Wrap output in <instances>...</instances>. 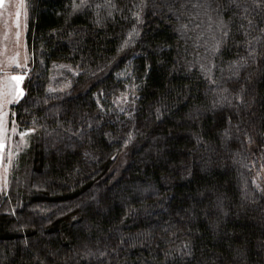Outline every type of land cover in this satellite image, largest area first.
Segmentation results:
<instances>
[{
  "label": "trees",
  "instance_id": "16d2710c",
  "mask_svg": "<svg viewBox=\"0 0 264 264\" xmlns=\"http://www.w3.org/2000/svg\"><path fill=\"white\" fill-rule=\"evenodd\" d=\"M116 3L124 13L97 25L72 0H26L32 66L12 117L37 130L0 197V264H264V59L229 85L246 89L238 120L227 104L211 109L184 40L151 11L118 52L135 20L122 18L131 0ZM59 80L70 87L50 90ZM229 116L255 144L235 128L223 140Z\"/></svg>",
  "mask_w": 264,
  "mask_h": 264
},
{
  "label": "snow or ice",
  "instance_id": "6c2138e0",
  "mask_svg": "<svg viewBox=\"0 0 264 264\" xmlns=\"http://www.w3.org/2000/svg\"><path fill=\"white\" fill-rule=\"evenodd\" d=\"M4 3L5 0H0V7ZM19 6L24 7V0H20ZM71 8L73 12L94 9V22L97 25H102L109 19L115 20V12L123 14L125 11L116 3V0H102L99 3L96 0H79V3L72 0ZM102 10L103 15L101 14ZM146 10L166 20L173 31L184 40V55L180 58L184 59L189 69L195 67L199 70L201 79L207 83L209 91L214 94V98L211 100V109L227 104L235 110L238 120L242 119L240 117L241 108L250 107L244 95L246 89L243 83H240L239 88L235 91L229 85L241 81V72L250 66L249 61L257 63L258 60L264 59V15L261 14L264 13V0H131V5L128 7L131 15H123L122 18L134 19L135 23L132 25L131 31L127 33L128 38L124 39L117 49L118 52L123 51L130 43H134V36L140 35L137 25L143 22ZM15 16L16 27L19 28L20 12L16 11ZM19 37L20 32L17 31L15 33L17 45H19ZM233 48L237 49L234 58L225 60V54L231 53ZM188 56H192L193 59L189 61ZM23 59L27 61V55ZM13 65L17 71H7ZM61 67L71 66L61 65ZM21 69L23 71H19ZM28 71H30L28 64L21 62L19 52L8 58L6 63L0 61V73H3L0 76V134L4 131L3 117L7 115L4 109L8 105L19 103L26 95V90L22 85ZM245 79L250 80L251 76L246 75ZM70 84L71 82L65 84L64 87H70ZM233 100L238 103L234 104ZM100 107L103 108V105ZM120 110L124 111L123 108ZM156 111L160 110L156 109ZM199 115L200 110L197 109L194 118H199ZM32 123L36 125V120L33 119ZM228 125L229 127L219 133L223 140L231 139V129L235 128L237 132H243L249 146L256 143L253 135H250L246 128L241 129L239 123L232 124L231 116L228 117ZM88 126L91 127V125ZM36 130L35 126L29 127L20 130L18 135L26 144L27 141L24 138ZM11 131L17 132L14 122ZM76 134L79 135V133ZM261 135L264 136V133ZM202 140V137L198 138L197 143H201ZM3 147L4 144L0 143V148ZM258 147L264 149V144ZM257 189L264 194V188H261L259 184H257ZM23 243L27 246L29 242L25 240ZM181 252L182 256L194 258L193 250L189 244H184ZM83 255L88 257L95 254L89 250ZM107 255V251L99 253V257ZM169 255L171 254L165 253L166 258ZM34 260L35 264H43L38 255L34 257ZM21 264H23V258H21Z\"/></svg>",
  "mask_w": 264,
  "mask_h": 264
},
{
  "label": "rangeland",
  "instance_id": "374dc122",
  "mask_svg": "<svg viewBox=\"0 0 264 264\" xmlns=\"http://www.w3.org/2000/svg\"><path fill=\"white\" fill-rule=\"evenodd\" d=\"M20 0H5V3L2 7H0V61L7 62L8 58L15 55V53L19 52L20 60L22 63H27L28 67L31 71L32 66V54L27 45V33H28V11L26 6V0H24V7H20ZM16 11L20 12L19 22L20 27H16ZM26 12V14H25ZM19 31V45L15 43V33ZM27 55L28 60L24 61V56ZM64 69L61 67L59 71H63ZM7 71H17L15 65L11 68L7 69ZM19 71H23L22 69ZM30 71H28L27 77L23 81V87L25 88V83L29 78ZM3 73H0L2 76ZM59 78H65V75L60 73L58 75ZM66 82L64 80H59L53 86L52 90H61L64 91L67 88L64 87ZM130 96L129 94L124 95L119 98L117 101L118 109L120 110L128 106H130ZM17 103H13L8 105L4 111L7 112V115L3 117L4 120V131L0 134V143L4 144L3 148H0V197L2 200L3 193H5L11 183L12 175L14 174L15 166L19 167V158L21 153L29 147L30 137L33 133H30L24 139L27 141L25 144L18 133L20 131L16 121L12 117V107ZM121 111V110H120ZM123 112V111H121ZM13 122L17 126V132L13 133L11 128L13 127ZM126 165V159L123 157L120 158L114 167L115 178H118L122 169ZM259 182V181H258ZM260 183V182H259ZM6 194V193H5ZM4 199V198H3Z\"/></svg>",
  "mask_w": 264,
  "mask_h": 264
}]
</instances>
